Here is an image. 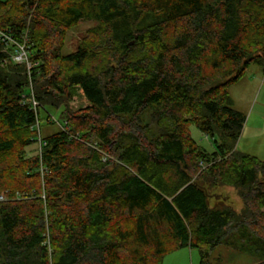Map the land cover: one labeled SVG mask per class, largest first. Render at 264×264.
<instances>
[{"label": "trees", "instance_id": "1", "mask_svg": "<svg viewBox=\"0 0 264 264\" xmlns=\"http://www.w3.org/2000/svg\"><path fill=\"white\" fill-rule=\"evenodd\" d=\"M263 61L264 0H0V264H163L181 249L212 264L220 247L264 264V161L237 150L246 117L229 93ZM40 110L66 131L42 138ZM222 187L240 213L210 205Z\"/></svg>", "mask_w": 264, "mask_h": 264}, {"label": "rangeland", "instance_id": "2", "mask_svg": "<svg viewBox=\"0 0 264 264\" xmlns=\"http://www.w3.org/2000/svg\"><path fill=\"white\" fill-rule=\"evenodd\" d=\"M97 26L96 22L81 23L67 33L65 46L62 54L69 55L78 49L79 45L87 35V32ZM233 101V108L246 117V123L237 143V150L264 161V61L252 64L246 71L244 77L229 89ZM88 106L87 101L80 93L72 99L70 109L79 110ZM54 124L48 122V115L40 110V135L50 136L62 128L59 123V115L51 111ZM50 117V115H49ZM192 139L198 146L209 153L215 150L214 141L202 134L195 126L190 128ZM40 143H35L27 148L28 156L39 154ZM211 206L222 204L230 205L236 212L243 210V204L234 188L222 187L210 192ZM224 201V202H223ZM264 225V221L261 222ZM212 264H255V260L237 253L235 250L220 247L215 250L211 257ZM200 255L197 250L181 249L165 257L163 264H200Z\"/></svg>", "mask_w": 264, "mask_h": 264}, {"label": "built area", "instance_id": "3", "mask_svg": "<svg viewBox=\"0 0 264 264\" xmlns=\"http://www.w3.org/2000/svg\"><path fill=\"white\" fill-rule=\"evenodd\" d=\"M14 61L19 63V64L26 63L28 68L29 69L31 68V64L28 61L27 53H26L24 46H19V51H18L17 55L14 57ZM81 93H83V91H81ZM33 107L35 110H37L40 107L39 103L37 101H35V99H33ZM38 127H39V125H38ZM61 128L63 129V131H66L64 129V127L61 126ZM40 149H41V141H40ZM0 200L3 201L4 198L1 197Z\"/></svg>", "mask_w": 264, "mask_h": 264}]
</instances>
